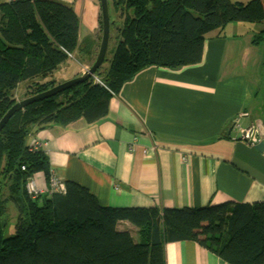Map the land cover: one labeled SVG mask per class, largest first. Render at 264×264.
<instances>
[{
	"label": "trees",
	"instance_id": "trees-1",
	"mask_svg": "<svg viewBox=\"0 0 264 264\" xmlns=\"http://www.w3.org/2000/svg\"><path fill=\"white\" fill-rule=\"evenodd\" d=\"M108 6L115 47L107 67L28 105L0 130V264H165V243L180 241H194L229 264H264V204L106 208L71 182L62 195H28V180L49 168L42 150L28 152L33 131L98 123L138 72L199 66L205 42L222 37L228 24L262 23L258 38L264 35V0H112ZM78 28L72 7L59 0L0 5V120L19 95L64 82L57 72L71 58L90 68L95 42L91 35L80 40ZM9 207L16 221L6 235L1 222H8ZM123 222L133 229L120 228Z\"/></svg>",
	"mask_w": 264,
	"mask_h": 264
},
{
	"label": "crops",
	"instance_id": "crops-1",
	"mask_svg": "<svg viewBox=\"0 0 264 264\" xmlns=\"http://www.w3.org/2000/svg\"><path fill=\"white\" fill-rule=\"evenodd\" d=\"M10 1L0 0V5ZM59 2L72 7L80 40L96 37L99 0ZM262 29V23L228 24L222 37L205 42L199 66L178 71L145 68L110 100L108 113L98 123L54 125L33 131L29 142L44 143L57 178L87 189L102 207L264 204V147L258 151L237 131H226L237 118L241 129L255 126L264 145V35L258 38ZM73 58L66 72L61 67V81L87 69ZM31 179L45 195L46 174L37 172ZM120 228L133 229L128 222ZM164 260L229 264L194 241L165 243Z\"/></svg>",
	"mask_w": 264,
	"mask_h": 264
},
{
	"label": "water",
	"instance_id": "water-1",
	"mask_svg": "<svg viewBox=\"0 0 264 264\" xmlns=\"http://www.w3.org/2000/svg\"><path fill=\"white\" fill-rule=\"evenodd\" d=\"M99 6H100V14H101V42L99 45L97 56L93 62V64L90 66V68L84 69L83 73L79 75L78 77H75L67 82H64L62 84H59L52 89L39 93L37 95H34L30 98L18 101L16 104H14L2 117L0 120V130L4 127V125L10 120V118L17 112L23 110L28 105H31L35 102L53 97L72 86L82 84L83 82L87 81L90 77H92L95 72L99 69V67L103 64L104 61H107L108 59L105 58L107 49H108V43H109V36H110V17H109V8H108V0H99ZM252 126L245 129L246 131L251 130ZM38 130L37 132H39ZM244 142H247L249 144H253L255 149L258 151H262L264 145L262 143H259L258 138L255 139V141H251L249 137V133H244L241 135ZM1 228L4 230L7 226V217H4L1 222Z\"/></svg>",
	"mask_w": 264,
	"mask_h": 264
},
{
	"label": "built area",
	"instance_id": "built-area-1",
	"mask_svg": "<svg viewBox=\"0 0 264 264\" xmlns=\"http://www.w3.org/2000/svg\"><path fill=\"white\" fill-rule=\"evenodd\" d=\"M227 130H235L238 132V135L244 134V133H249V137L251 141H255V139L258 138L259 136V130L253 126L251 130L246 131L245 129H241L240 126L238 125V121L236 119H232L226 126ZM42 150L45 155H47L48 151L46 150V146L44 143L40 141H33L28 149V152L33 153L35 151ZM24 168H22L23 170ZM46 179H47V187L46 195H62L65 193V185L62 181H60L55 173L48 168V171L46 172ZM26 191L28 195L30 196L31 199H36L39 195H42V193L38 190L36 187L35 182L30 179L28 180L26 184Z\"/></svg>",
	"mask_w": 264,
	"mask_h": 264
},
{
	"label": "rangeland",
	"instance_id": "rangeland-1",
	"mask_svg": "<svg viewBox=\"0 0 264 264\" xmlns=\"http://www.w3.org/2000/svg\"><path fill=\"white\" fill-rule=\"evenodd\" d=\"M111 1V2H110ZM233 1H237V0H233ZM110 3V5H111V3H112V0H108V4ZM108 8H109V6H108ZM113 16H115L113 13H112V17ZM111 34H110V36H109V43H108V49H107V53H106V56H105V58H109L110 57V54H111V52L113 51V49H114V47H115V40H114V35L113 34H115V33H112V32H110ZM92 36V35H91ZM96 37L95 38H93L94 39V42H95V47H94V50H93V56H92V59L91 60H89L88 62V64L87 65H89V64H91L94 60H95V58H96V56H97V53H98V49H99V45H100V42H101V29H100V26H99V31H98V34L97 35H95ZM92 37H94V35L92 36ZM72 65H74L73 64V62L72 61H68L65 65H64V67H63V69H62V71L63 72H66ZM101 67V66H100ZM99 67V68H100ZM107 66L105 65V63L102 65V70L103 69H105ZM57 75H59V72H57ZM61 78L59 77V80H60ZM67 81H69V80H66V81H64V82H67ZM64 82H62V83H64ZM62 83H60V84H62ZM59 85V84H58ZM20 96L21 97H23V99H20L19 101H21V100H24V99H27V98H30V97H28V96H25L24 94H21V95H19L18 97L20 98ZM46 183H47V179H46ZM25 188H26V186H25ZM9 209H10V215H9V220H8V224H7V230H6V235H10L12 232H13V229H14V225H15V221H16V212L13 210V207H9Z\"/></svg>",
	"mask_w": 264,
	"mask_h": 264
},
{
	"label": "flooded vegetation",
	"instance_id": "flooded-vegetation-1",
	"mask_svg": "<svg viewBox=\"0 0 264 264\" xmlns=\"http://www.w3.org/2000/svg\"><path fill=\"white\" fill-rule=\"evenodd\" d=\"M234 119H236L237 121H238V119L237 118H234ZM231 121V120H230ZM239 125V124H238ZM253 127V126H252ZM237 135H238V133H237ZM242 137V136H241ZM242 139V138H241ZM258 140H259V137H258ZM247 143V142H246ZM260 143V142H259ZM249 144V143H248ZM249 145H251V146H253L254 147V145L253 144H249Z\"/></svg>",
	"mask_w": 264,
	"mask_h": 264
}]
</instances>
